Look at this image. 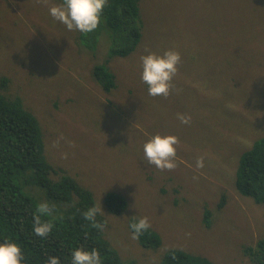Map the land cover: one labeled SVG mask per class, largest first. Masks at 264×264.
Wrapping results in <instances>:
<instances>
[{
	"label": "rangeland",
	"instance_id": "rangeland-1",
	"mask_svg": "<svg viewBox=\"0 0 264 264\" xmlns=\"http://www.w3.org/2000/svg\"><path fill=\"white\" fill-rule=\"evenodd\" d=\"M61 3L0 0V95L36 117L50 177L69 176L91 192L103 237L124 261L159 264L179 249L213 264H257L264 208L237 191L235 172L264 137V0H140L138 46L110 58L107 34L86 48L80 31L53 19L49 8ZM145 48L181 55L167 98L150 96L141 80ZM104 62L110 91L93 76ZM157 134L179 139L172 171L145 159L143 146ZM25 187L46 199L40 186ZM107 192L125 197L122 213L107 210ZM142 217L161 238L156 248L132 239L129 219Z\"/></svg>",
	"mask_w": 264,
	"mask_h": 264
},
{
	"label": "trees",
	"instance_id": "trees-1",
	"mask_svg": "<svg viewBox=\"0 0 264 264\" xmlns=\"http://www.w3.org/2000/svg\"><path fill=\"white\" fill-rule=\"evenodd\" d=\"M139 1L108 0L98 27L90 33H80V41L86 48L94 49L105 33L110 40L108 58L132 53L142 36ZM105 63L93 67V76L104 91H110L115 87V79ZM239 161L235 172L237 191L264 208V137L254 141ZM52 172L43 152L36 117L23 108L19 99L9 100L0 95V243L7 240L18 244L24 257L21 264H47L50 256L58 257L60 264H71V253L77 248L98 249L101 264H138L133 259L122 260L103 237V229L91 227V222L84 219L82 213L95 206L91 192L66 175L52 179ZM29 183L40 186L46 195L43 202L55 206L51 216L41 217L42 221L54 224L47 237L34 234L33 215L41 202L26 191ZM103 202L112 214L122 213L127 206L125 197L117 192H107ZM209 215L206 209V226ZM95 220L103 224L98 214ZM137 220L129 219V228ZM138 242L143 248H156L161 238L149 228L139 236ZM258 246L260 253H254L252 258L257 264H264V240L259 241ZM159 264L213 263L204 257L171 249L163 254Z\"/></svg>",
	"mask_w": 264,
	"mask_h": 264
},
{
	"label": "clouds",
	"instance_id": "clouds-1",
	"mask_svg": "<svg viewBox=\"0 0 264 264\" xmlns=\"http://www.w3.org/2000/svg\"><path fill=\"white\" fill-rule=\"evenodd\" d=\"M48 0H36V3L47 4ZM108 0H62L59 5L49 8V14L54 20L63 23L69 31L77 30L87 34L94 31L101 22V14ZM147 55L140 57L142 66L141 80L148 86V94L152 97L162 96L167 98L175 89L172 83L173 78L178 72V65L181 63V55L176 50H166L162 55L149 52L145 48ZM182 124H188L191 121L190 116L178 114L177 117ZM179 139L174 135L153 136L143 146L145 159L148 165H154L157 169L172 171L177 167L176 147ZM204 166L203 157H198L196 167ZM55 210L54 205L47 201L37 205L36 213L33 215V231L36 236L47 237L52 231L54 224L52 221H42V216H51ZM101 211V206L90 207L82 213L85 220L91 222V227L102 230L104 225L96 222L95 217ZM103 213V212H102ZM151 224L147 217H142L136 222L130 224L132 229V239H138L139 236L147 231ZM23 253L15 242L5 241L0 243V264H21ZM101 255L98 249L93 248L86 251L77 248L71 253V264H101ZM47 264H60V259L50 256Z\"/></svg>",
	"mask_w": 264,
	"mask_h": 264
},
{
	"label": "bare ground",
	"instance_id": "bare-ground-1",
	"mask_svg": "<svg viewBox=\"0 0 264 264\" xmlns=\"http://www.w3.org/2000/svg\"><path fill=\"white\" fill-rule=\"evenodd\" d=\"M76 55V54H75Z\"/></svg>",
	"mask_w": 264,
	"mask_h": 264
}]
</instances>
